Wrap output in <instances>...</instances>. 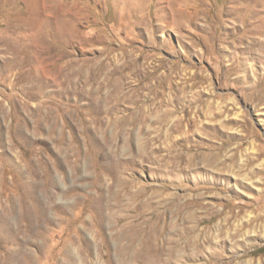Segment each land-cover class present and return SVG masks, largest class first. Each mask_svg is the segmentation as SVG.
<instances>
[{
  "label": "rangeland",
  "instance_id": "obj_1",
  "mask_svg": "<svg viewBox=\"0 0 264 264\" xmlns=\"http://www.w3.org/2000/svg\"><path fill=\"white\" fill-rule=\"evenodd\" d=\"M0 264H264V0H0Z\"/></svg>",
  "mask_w": 264,
  "mask_h": 264
}]
</instances>
